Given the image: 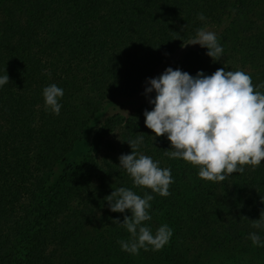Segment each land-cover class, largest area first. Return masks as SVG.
I'll list each match as a JSON object with an SVG mask.
<instances>
[{
    "label": "trees",
    "instance_id": "obj_1",
    "mask_svg": "<svg viewBox=\"0 0 264 264\" xmlns=\"http://www.w3.org/2000/svg\"><path fill=\"white\" fill-rule=\"evenodd\" d=\"M262 6L264 0H0V75H9L0 88V264H235L247 254L264 257V247L247 238L257 232L264 240V228L252 227L264 211V161L223 182L202 180L199 166L165 154L171 142L146 127L144 112L154 106L143 101L148 79L168 67L192 76L244 71L256 91L264 83V11L256 15ZM209 27L224 49L216 62L207 48L186 45ZM53 83L64 90L59 116L44 109L42 91ZM137 97L142 103L127 115L104 116L109 104ZM138 134V152L171 169L167 197L133 187L119 167ZM88 138L90 146L81 148ZM119 187L154 196L144 224L153 233L163 224L173 230L162 250L122 251L118 241L130 234L113 224L98 244L82 240L95 207ZM125 215L131 212L113 213L121 222Z\"/></svg>",
    "mask_w": 264,
    "mask_h": 264
},
{
    "label": "clouds",
    "instance_id": "obj_2",
    "mask_svg": "<svg viewBox=\"0 0 264 264\" xmlns=\"http://www.w3.org/2000/svg\"><path fill=\"white\" fill-rule=\"evenodd\" d=\"M198 19L204 21L206 17L200 13ZM189 44L207 48L213 62L219 61L224 52L216 33L206 28L197 29ZM6 84L9 75H0V88ZM147 85L145 94L154 107L144 112L146 127L156 136H167L172 145V150L165 151L169 158L199 166L200 179L223 182L234 172L242 174L244 165L255 168L264 161V93L258 90L264 88V83L254 91L252 79L244 71L221 68L211 75L199 71L192 76L168 67L159 77L149 78ZM153 92L154 99L150 98ZM42 95L45 111L59 116L64 90L53 83L44 87ZM127 142L132 153L119 157V167L130 176L133 187L143 186L160 196H169V186L174 182L171 169L159 167L160 161L138 152L143 135ZM153 199L147 192L141 197L126 187L115 188L105 197L111 212H131L123 222L113 219V224L130 234L128 240L118 241L122 251L133 255L149 247L159 251L170 242L173 230L169 225L163 224L153 233L144 224L152 219ZM252 227L264 228V211ZM247 238L253 246L264 247L257 232H250Z\"/></svg>",
    "mask_w": 264,
    "mask_h": 264
},
{
    "label": "rangeland",
    "instance_id": "obj_3",
    "mask_svg": "<svg viewBox=\"0 0 264 264\" xmlns=\"http://www.w3.org/2000/svg\"><path fill=\"white\" fill-rule=\"evenodd\" d=\"M264 11V6L260 7V13H257L256 15L261 14V11ZM264 13V12H263ZM255 14H253L251 17H254ZM207 30L213 31L216 33V28L209 27ZM153 97V93L150 94V98ZM149 100V96L143 98V101ZM142 103V98H134V99H121L120 101H116L114 103H111L108 105L110 110L105 111L104 116L108 115L111 111H120L124 114H128L129 112H132L131 110L136 109L140 104ZM102 116V117H104ZM91 133V131H90ZM91 135V134H90ZM90 146V138L86 140V142L82 145L81 148L87 149ZM94 214L91 218L90 225L85 228L83 234H82V240H85L86 242L90 243V245L98 244L100 240H103L105 238H108L106 236V229L108 226L113 224V219L116 217H113V213L111 212L108 206V202H102L101 204H98L95 207ZM117 225V224H113ZM241 261H238L235 264H264V257H259L258 255L254 254H247L240 258Z\"/></svg>",
    "mask_w": 264,
    "mask_h": 264
}]
</instances>
